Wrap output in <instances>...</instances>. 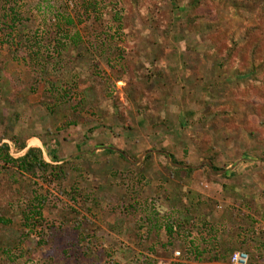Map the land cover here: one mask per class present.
<instances>
[{
    "label": "rangeland",
    "instance_id": "rangeland-1",
    "mask_svg": "<svg viewBox=\"0 0 264 264\" xmlns=\"http://www.w3.org/2000/svg\"><path fill=\"white\" fill-rule=\"evenodd\" d=\"M47 83L88 122L62 126ZM0 143L59 161L13 181L0 264H212L138 217L161 224L192 192L211 223L262 218L264 0H0Z\"/></svg>",
    "mask_w": 264,
    "mask_h": 264
},
{
    "label": "trees",
    "instance_id": "trees-1",
    "mask_svg": "<svg viewBox=\"0 0 264 264\" xmlns=\"http://www.w3.org/2000/svg\"><path fill=\"white\" fill-rule=\"evenodd\" d=\"M59 50L61 53L64 49L59 48ZM29 53H34V57L39 56L36 55L35 51H30ZM33 66L32 72L35 74L39 75L41 72L45 71L43 63L37 65L35 63ZM72 93L73 92L70 91L63 92L62 88H60L57 83H47L44 88L43 105L49 108L57 107L61 112L66 114V123L62 124V126H76L81 121H85V123L88 122L87 118L81 117V112L85 110V102L79 100L76 103H72L71 98L68 96V94L72 95ZM66 95L68 97H66ZM93 129L94 128H91L90 132ZM15 152V155L18 157H15L12 153V148L9 144L0 143V175L3 176L2 180H4V182H0V195L1 193L6 196L9 194L7 200L2 202L0 206V211L3 212L12 210L16 201L21 199L22 194L19 192L14 194V190L12 189L13 181H16L17 176L25 174L35 175L38 171L47 172L50 169L54 170L56 169L55 165H58L59 162H45L41 149H27L24 143L18 145L15 148ZM105 152L110 155L114 154V151L110 149H107ZM48 154L53 159H56L54 150H49ZM121 159H124L123 155H121ZM184 172L189 178L193 170L189 169ZM129 208L133 209V206H128V209ZM120 209L127 210L126 206L123 204H121ZM234 211L235 213L238 212L241 217L237 218L239 219L238 222L234 219L236 218ZM154 213L155 214L148 215L145 218L138 217V220L143 223V228L148 229L149 227V231L155 237L156 235L165 234L167 240L171 238L177 239L183 245V249L181 247V252L185 255L193 256L192 259L198 263H203L205 260L212 264H228L230 256L235 251L244 252L250 257H254L256 254L261 255L262 253L264 237H248V233L252 226V219L248 221L245 220L242 210H237L236 208L228 209L226 212L223 210L219 220L211 223L208 220V214L205 212L204 201H202L198 194L189 192L185 206L182 208H175L173 213L163 216V222L161 224L158 220L160 215L159 212L157 211ZM228 213H232L231 217L233 218L230 220H227L225 216ZM260 216L264 219V212H262ZM1 217L0 214V223L2 224L3 218ZM24 219V227H27L29 225V223H27L29 220H26L25 216ZM225 232L228 233V240L226 243L217 241L218 236L220 234L223 235ZM240 237L245 238L242 242L238 243L234 238L238 239ZM163 245L164 247L166 245L171 246V242L169 241ZM74 264H78V261H75Z\"/></svg>",
    "mask_w": 264,
    "mask_h": 264
},
{
    "label": "built area",
    "instance_id": "built-area-1",
    "mask_svg": "<svg viewBox=\"0 0 264 264\" xmlns=\"http://www.w3.org/2000/svg\"><path fill=\"white\" fill-rule=\"evenodd\" d=\"M253 225L250 228L248 237L260 238L264 237V219H255ZM180 257V252H174V258L178 259ZM228 264H264V251L258 257L257 255L252 259L248 254L235 251L229 258Z\"/></svg>",
    "mask_w": 264,
    "mask_h": 264
},
{
    "label": "crops",
    "instance_id": "crops-1",
    "mask_svg": "<svg viewBox=\"0 0 264 264\" xmlns=\"http://www.w3.org/2000/svg\"><path fill=\"white\" fill-rule=\"evenodd\" d=\"M257 162H259V163H257V166L259 165V166H261V168L263 169V168H264V157L261 158L260 160H258ZM230 173H231L230 175H232L233 170H231ZM236 204H237V203H236ZM236 204H234V207H238Z\"/></svg>",
    "mask_w": 264,
    "mask_h": 264
}]
</instances>
